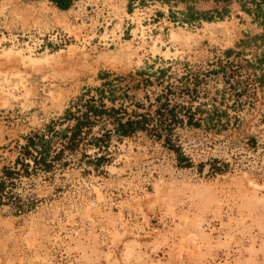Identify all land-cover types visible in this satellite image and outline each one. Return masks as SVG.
<instances>
[{
  "label": "rangeland",
  "instance_id": "rangeland-1",
  "mask_svg": "<svg viewBox=\"0 0 264 264\" xmlns=\"http://www.w3.org/2000/svg\"><path fill=\"white\" fill-rule=\"evenodd\" d=\"M83 1L106 4L110 26L102 34V28L94 27L96 22L72 23L63 15L56 23L69 40L48 53L37 49V41L28 40V31L50 29L46 16L50 0H0V151L23 147L24 131L14 129L38 119L56 121L66 114L67 104L95 90L104 77L119 88L141 81L151 84L137 73L153 66L150 54L250 50L249 26L235 16L203 19L205 34L175 26L153 42H139L122 37L126 0ZM108 34L111 45L97 42ZM207 80L206 109L211 112L214 82ZM223 93V110L232 114V94ZM243 95V107L239 106L249 116L250 90ZM146 123L152 133L156 128L147 119L135 125L145 128ZM251 127L249 121L226 120L208 121L192 130L177 128L169 140L174 151L169 176L166 155L156 152L153 159L145 155L135 168L137 187L128 209L82 183L78 201L62 203L53 190L30 198L27 184L0 180V264H141L136 252L111 249L124 241L135 242L134 234L150 229L148 217L156 213L164 216L160 227L165 230L167 212L173 247L154 252L160 257L150 264H264V124L254 127L256 137H250ZM26 136L31 137L29 131Z\"/></svg>",
  "mask_w": 264,
  "mask_h": 264
},
{
  "label": "crops",
  "instance_id": "crops-1",
  "mask_svg": "<svg viewBox=\"0 0 264 264\" xmlns=\"http://www.w3.org/2000/svg\"><path fill=\"white\" fill-rule=\"evenodd\" d=\"M50 3L46 14L50 19V30H59L65 36L68 35L56 23L62 22L63 15L69 22L77 23L78 19H81L87 25L90 24L91 19L85 5L75 9L71 0L68 8L60 9L53 1L50 0ZM136 4L142 6V16L127 20L126 15L122 24L125 33H128V30L131 32L138 30L139 22L149 24L163 18L168 21L195 22L232 15L238 21L245 20V25L250 29V40L259 36L264 37V0H126L124 7L128 14ZM240 43L239 41L238 44ZM137 73L138 76L149 74L146 70ZM96 83L94 89L103 100L102 109L100 108L98 113L119 109L125 116L121 120H126L128 117H136L139 111H145L139 114L147 119L146 111H153L155 107L143 101L145 89L142 81L123 88L112 84L110 78L106 77ZM222 102L223 98L218 105L213 106L211 112H207V106L194 105L192 108H195V111L190 112V117H203L205 121L206 118L209 120L215 118L216 122H222L221 118L225 116ZM63 115L54 122L48 123L38 119L29 127L22 126L13 130L19 134L24 131L22 137L25 144L23 147L16 145L14 151L6 149L0 151V180H9L19 175L20 182L29 186L26 195L30 198L46 195L53 190L54 195L56 194L62 203L78 201L80 183L87 188L88 183L92 182V187L89 186L91 192L94 193L96 188L109 195L112 204L123 203L126 206L132 203L133 192L137 187L135 169L137 162L141 163L145 155L149 159H153V156L157 155L156 152L166 155L167 177L169 164L173 169L174 151L169 145V139H164L165 142L160 138L153 139L146 128L142 127L109 132V124L104 120L77 124L68 119L66 114ZM82 126L86 128L82 129ZM27 131L31 137L26 136ZM31 131H34L33 135ZM128 208L126 206V209ZM114 214L119 217V213ZM125 214L129 213L125 211ZM140 217L143 221L142 216L136 218ZM148 218L151 228L143 226L144 228L137 231L134 234L138 236L135 242L124 241L111 250L136 252L141 264H150V261L158 260L160 256L158 254V258L155 257L154 252H168L173 247L172 218L167 212L165 230L164 227H160V222L164 219L162 214L156 213ZM107 246L111 247L109 244ZM160 264L167 263L160 261Z\"/></svg>",
  "mask_w": 264,
  "mask_h": 264
},
{
  "label": "built area",
  "instance_id": "built-area-1",
  "mask_svg": "<svg viewBox=\"0 0 264 264\" xmlns=\"http://www.w3.org/2000/svg\"><path fill=\"white\" fill-rule=\"evenodd\" d=\"M111 1V0H108ZM116 1V0H114ZM85 5L88 10V16H90V25L95 23L94 27L102 28L105 33V28L110 26V18L108 12V6L100 2H84L83 0H73V6L75 9H79L80 6ZM127 15V20H133L138 16H142V6L136 4L133 6L129 14L124 7ZM233 17L232 15H230ZM78 21H82L78 19ZM204 21L186 22V21H168L165 18L163 20L157 19L151 23L143 24L139 22L138 30L135 35L133 32L125 30L122 27V37L125 35L129 37V40L136 39L137 41L145 40V42H153L162 31L169 30V27H180L187 32H198L205 34L202 30ZM92 25V26H93ZM29 39L37 41L38 48L43 52L54 51L61 46H66L69 40V34L64 35L59 30L45 29L28 31ZM108 34L106 38H98L97 42H110L112 38ZM220 35L216 34L215 39L219 40ZM93 39V38H92ZM32 41V42H33ZM205 41V39L203 40ZM35 43V42H33ZM214 46L217 42H213ZM110 42L108 45H111ZM171 52V55L167 57L161 56V54H150L153 62V66L150 68H143L149 72V74L139 75L138 77L147 81L149 79L151 84H144L145 97L144 102L148 105L155 106L153 111H146V115L151 127L156 129L150 133L153 139H173L175 137V131L177 128L192 130V128H201L208 121L216 122L215 118L205 119L202 117L193 116L190 117V112H194V105H208L207 91L209 84L207 79H213V96L214 106L218 105L221 98L224 97V91H230L232 94V114L230 109L225 110V116L221 119L224 121H249L252 129L250 130V137H256V132L253 130L257 123L264 124V37L259 36L254 40H250V50H237L232 52H222L218 50L211 51H191L188 54L183 52ZM193 60H189V59ZM233 66L231 70L226 64ZM233 71V72H232ZM231 73V76L230 75ZM250 90V115L246 116L241 102V96L244 97L243 92ZM103 100L96 90H89L82 94L81 99L72 100L66 106V117L77 124L84 122H90L94 120H104L109 124V132L124 131L127 121H132V129L142 127L136 123L142 122V116L139 113H145L139 111L137 116L121 120L124 116V112H119L116 115L111 111L98 113ZM207 102V104H206ZM135 103V102H134ZM133 103V104H134ZM223 103V102H222ZM249 104V102H247ZM241 107H240V106ZM229 107V106H228ZM203 108V107H202ZM227 111V112H226ZM229 113V114H228ZM120 115L123 117L119 118ZM213 115V114H212ZM221 123V121H218ZM196 124V125H194ZM124 125V126H121ZM149 126L145 124V128ZM197 126V127H196ZM86 127L82 126V129ZM129 129V130H132ZM165 142V141H164ZM21 180L19 175L7 180L10 184H16ZM92 187V182L88 183ZM10 186H6L8 190Z\"/></svg>",
  "mask_w": 264,
  "mask_h": 264
},
{
  "label": "trees",
  "instance_id": "trees-1",
  "mask_svg": "<svg viewBox=\"0 0 264 264\" xmlns=\"http://www.w3.org/2000/svg\"><path fill=\"white\" fill-rule=\"evenodd\" d=\"M53 1L60 9H66L70 6L71 4V0H51ZM136 123L139 124V121H137ZM124 126V125H121ZM133 126V122L132 121H127L126 122V127L131 128ZM126 129H124V131H126Z\"/></svg>",
  "mask_w": 264,
  "mask_h": 264
},
{
  "label": "bare ground",
  "instance_id": "bare-ground-1",
  "mask_svg": "<svg viewBox=\"0 0 264 264\" xmlns=\"http://www.w3.org/2000/svg\"><path fill=\"white\" fill-rule=\"evenodd\" d=\"M209 25V24H208Z\"/></svg>",
  "mask_w": 264,
  "mask_h": 264
}]
</instances>
